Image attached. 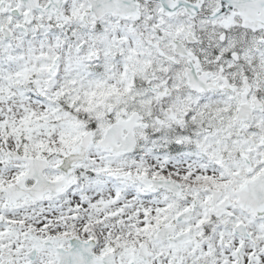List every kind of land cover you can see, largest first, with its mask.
I'll use <instances>...</instances> for the list:
<instances>
[{"label":"snow or ice","instance_id":"6c2138e0","mask_svg":"<svg viewBox=\"0 0 264 264\" xmlns=\"http://www.w3.org/2000/svg\"><path fill=\"white\" fill-rule=\"evenodd\" d=\"M0 264H264V0H0Z\"/></svg>","mask_w":264,"mask_h":264}]
</instances>
